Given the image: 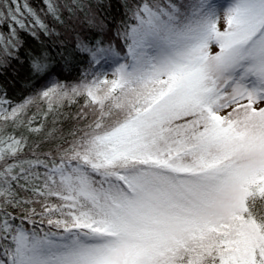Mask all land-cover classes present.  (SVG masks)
<instances>
[{"label":"snow or ice","instance_id":"snow-or-ice-1","mask_svg":"<svg viewBox=\"0 0 264 264\" xmlns=\"http://www.w3.org/2000/svg\"><path fill=\"white\" fill-rule=\"evenodd\" d=\"M42 5L0 0V61L17 29L49 34L41 12L63 22L85 7ZM126 8L120 47L75 44L110 72L69 85L38 55L29 70L49 83L19 104L0 97V264H264V0ZM78 97L84 123L54 150L28 157L27 138L7 131L38 133L30 105L46 116Z\"/></svg>","mask_w":264,"mask_h":264},{"label":"trees","instance_id":"trees-1","mask_svg":"<svg viewBox=\"0 0 264 264\" xmlns=\"http://www.w3.org/2000/svg\"><path fill=\"white\" fill-rule=\"evenodd\" d=\"M135 2L136 0H82L85 5L83 11H76L75 14L65 11L62 14L63 22L45 17L41 12V17L48 25L49 34L45 35L34 29L37 35L33 36L17 29L19 47L12 51L11 57L0 61V97H6L12 105L19 104L26 98L36 97L49 83L46 79L34 78L29 70L32 59L38 55L46 54L52 67L56 69L53 78L69 85L79 82L89 72H110L109 65L90 68L88 59L76 51L75 44L79 39H86L92 43L111 42L120 47L122 42L116 38V28L126 19V5ZM28 3L37 11L43 7L42 0H28ZM89 19H93L95 23L90 25ZM8 34V27L0 23V36L7 38ZM120 50L123 55V49ZM70 54L74 59L71 66L66 68L64 58ZM2 56L0 51V57ZM76 100L75 103L64 102L56 112L47 113L46 116L47 105L37 100L27 108L23 119L26 123L31 118L33 122L30 127L40 128V132L29 131L28 127L13 128L11 124L7 131L27 138L28 148L25 151L28 157L31 156V149L37 145L38 152L54 150L57 144L70 140V133L84 123L77 119L84 100L81 97Z\"/></svg>","mask_w":264,"mask_h":264},{"label":"rangeland","instance_id":"rangeland-1","mask_svg":"<svg viewBox=\"0 0 264 264\" xmlns=\"http://www.w3.org/2000/svg\"><path fill=\"white\" fill-rule=\"evenodd\" d=\"M109 78H111V77H109Z\"/></svg>","mask_w":264,"mask_h":264}]
</instances>
